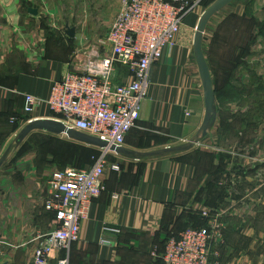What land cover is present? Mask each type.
<instances>
[{
    "label": "crops",
    "instance_id": "obj_1",
    "mask_svg": "<svg viewBox=\"0 0 264 264\" xmlns=\"http://www.w3.org/2000/svg\"><path fill=\"white\" fill-rule=\"evenodd\" d=\"M63 1L0 0V157L20 130L21 119L53 116L45 102L26 116L24 94L46 100L52 82L63 77L78 52L97 48L106 53L107 46L100 41L124 2L108 0L107 10L102 8L99 15L104 32L89 30L83 37L85 32L76 31L71 38L64 29L49 26L58 18L53 9L52 17L41 9L61 4L72 7L79 0ZM86 1L90 2L82 0L83 4ZM232 5L217 12L219 23H228L225 20L233 12ZM28 7L36 8L37 14H30ZM186 17L174 46L166 48L161 60L150 66L147 100L139 121L125 138L126 149L148 151L176 144L193 135L201 123L203 92L192 55L193 35L184 27ZM225 33L221 32L214 46V67L220 73L231 72L228 81L237 87L242 82L249 84L245 79L251 73L253 84L261 81L263 88L257 92L264 102V37L242 59L247 73L239 75L240 62L236 61L243 48L237 42L229 45ZM240 110L235 113L237 127L244 125L239 123L244 120V110ZM261 110L256 114L263 113L264 107ZM259 119L256 116L246 122L248 127L254 125L253 129L244 126L242 132H252L255 137L245 145L237 138L225 141L224 118L219 111L211 135L188 152L153 159L109 152L120 169H111V163L104 165L105 190L90 202L80 224L79 240L56 251L54 259L66 257L68 264H151L149 252L152 255V248L159 246L169 231L182 230L187 222L205 225L206 219L200 215L203 210L219 214L223 224L222 239L211 250L210 264H264V122L255 126ZM206 140L214 144L209 146ZM201 156L209 157L208 165ZM7 159L0 169L5 184L0 189V239L5 242L0 247V264H30L35 249L55 226L53 214L43 207L49 177L47 171L40 173L29 166L23 171L28 178L23 176L21 181ZM196 164L204 166H199L202 172ZM3 169L5 174H1ZM159 254L152 255L156 264Z\"/></svg>",
    "mask_w": 264,
    "mask_h": 264
},
{
    "label": "built area",
    "instance_id": "obj_2",
    "mask_svg": "<svg viewBox=\"0 0 264 264\" xmlns=\"http://www.w3.org/2000/svg\"><path fill=\"white\" fill-rule=\"evenodd\" d=\"M199 0H124L104 40L108 51L97 48L78 52L60 80L52 82L49 96L42 100L24 94L23 113L30 116L45 102L52 117L74 130L123 146L128 132L141 117L147 100L149 70L175 44L183 18ZM116 63L126 71L113 79ZM34 118L21 119L22 125ZM16 118H12V121ZM103 150V149H101ZM103 154L108 151L103 150ZM111 169L118 171V164ZM104 160L79 168L55 169L47 181L43 207L51 212L55 226L34 251L30 264H52L56 251L79 240L80 224L90 202L104 190ZM117 194H112L116 198ZM207 228H189L169 237L158 264H210L215 243L222 238L219 214L202 212ZM221 223V225H220ZM154 257L158 252H152ZM3 251L0 249V261ZM54 264H68L66 257Z\"/></svg>",
    "mask_w": 264,
    "mask_h": 264
},
{
    "label": "rangeland",
    "instance_id": "obj_3",
    "mask_svg": "<svg viewBox=\"0 0 264 264\" xmlns=\"http://www.w3.org/2000/svg\"><path fill=\"white\" fill-rule=\"evenodd\" d=\"M62 1L63 0H60V2ZM107 1L108 0H90V2L86 1V4H83L84 2H82V0H79L77 1V5H74L72 7L61 4L54 8L46 5L42 6L41 9L46 13V16L48 17H52V9L55 11L54 13L58 15V18L55 17L54 22L49 24L50 27L55 26L54 30L61 29L62 31V29H64L65 27V24L68 23L70 27H75V34L78 31L81 34L85 32V35H82L83 37H85L86 31L89 34V30H99L101 32L105 31V26L102 24L103 19L99 14L102 8H106L107 10L106 6H109V1ZM212 1L214 0H199L188 12L185 19L187 20L186 25L184 27H188L187 30L189 31V34L191 36L193 35L199 15ZM63 2H66V0H64ZM232 4L233 5L231 6V10H233V12H230L229 18L225 20L228 23H219V19L216 18L217 13L213 15L207 25L205 31L206 35H204L205 37L203 41L206 42V44H204L207 53L206 55L209 56L208 59L210 60V66L212 69L211 76L212 79L214 78L215 80V89L219 94L218 109L221 112L222 117L224 118L223 129L225 131V141L237 138L240 142V145H245L255 137V134H253L252 132H250L249 135L242 132L246 127L248 130L253 129L254 125L251 124L248 127L246 125V122L251 123L253 119L256 118V116L260 119L258 120V122H255V126H259L264 122V112H261V109L264 107V102L260 101L261 93L259 94L257 92H261L263 86H261V81H256L253 84L255 80L252 79L251 73H248L245 79L249 84H245V82H242L239 87L235 86V84H230L228 81V77L230 76L231 72L222 71V73H220V71L217 70V67H214V46L215 43L219 42L221 32H226L225 34L227 36V42L229 45H235V42H237L239 48H243V50H241L242 56H240L236 61V63L240 62V69L239 71H237V73L239 72V75L246 74L247 72L244 69H246L247 66L244 65L245 60L242 59H246V56H249V53L252 52L251 47H255L256 45H258V42L260 44V37L261 39L262 37H264V0H235L232 2ZM87 40L92 41L91 38H87ZM115 66L116 71L113 79H115V81H119L122 77L126 76V71L123 70L118 65V63H116ZM255 85L257 87H253ZM240 109L244 110L241 113V116L244 117V120L243 122L239 123H244V125H239L237 127L235 125L237 121L236 114L238 110L241 111ZM258 110H261V113L259 112L258 114H256ZM23 126H21V128ZM242 133L243 135H241ZM207 141L208 140H206V143L209 146H212L214 144ZM8 146H10V150L7 154V160L12 164L11 168L13 169L15 175H17L18 179H20L21 181L24 178H28L27 176H25L26 173L24 172L27 171V167L29 166H34L35 169L40 173L42 171H47L49 177V174L55 169H62L67 166H82L80 168H83L94 164L100 157H102V159L104 160V165L111 163L110 167L112 164H115L114 161H116V159L109 155V151L106 154L102 155L103 150L99 148L71 141L64 135H54L43 131L31 132L18 146H15L13 138L8 142ZM200 158L205 164H209V157L201 156ZM5 162L6 161L3 162V165L5 164ZM3 165H1V167ZM196 166L197 171H203L200 169L204 168L203 165H199L200 168L198 164H196ZM1 174H5L4 169L1 171ZM48 179L49 178L46 179L45 187H47ZM2 183L3 179L0 178V189L5 187V184L2 185ZM202 212L200 214L201 216H203ZM184 225L185 227H183L182 230L169 231L167 236H165L161 241V244L159 246H154L151 251L156 250L157 252L161 253L165 241L169 237H171V235L175 237L178 233L185 229H200L207 228L208 226L207 219L205 225L203 226L195 224L194 222H187ZM2 243L5 242L0 239V247ZM149 255L151 256L153 261V263L151 264H156L157 261L150 254V252ZM54 263L55 260L52 261V264Z\"/></svg>",
    "mask_w": 264,
    "mask_h": 264
},
{
    "label": "water",
    "instance_id": "obj_4",
    "mask_svg": "<svg viewBox=\"0 0 264 264\" xmlns=\"http://www.w3.org/2000/svg\"><path fill=\"white\" fill-rule=\"evenodd\" d=\"M233 1L235 0L212 1L199 15L195 25L192 37V55L197 65L202 86L204 113L200 125L198 126L195 133L190 137L183 139L176 144L166 145L161 148L148 151H135L126 149L123 146H116L113 144L110 145L108 142L101 140L100 138L69 128L68 126L64 125L62 122L54 118H34L27 122L18 131L14 138L15 146L20 145L21 142L31 132L34 131H43L54 135H64L75 142L107 150L115 154L125 155L133 159H153L178 155L188 152L196 146L200 145L205 137L211 135L212 129L219 116L218 102L215 95L213 79L208 65L206 48L203 41L204 35L211 17ZM27 11L32 15H36L38 12V10L33 7H28ZM64 32L68 37L73 38L75 36V27H70L68 23H66ZM9 150L10 146L0 157V167L5 161Z\"/></svg>",
    "mask_w": 264,
    "mask_h": 264
},
{
    "label": "trees",
    "instance_id": "obj_5",
    "mask_svg": "<svg viewBox=\"0 0 264 264\" xmlns=\"http://www.w3.org/2000/svg\"><path fill=\"white\" fill-rule=\"evenodd\" d=\"M213 86H214V90H215V95H216V98L218 99L219 97V94L217 93L216 89H215V84H214V79H213ZM82 167V166H79V168Z\"/></svg>",
    "mask_w": 264,
    "mask_h": 264
}]
</instances>
